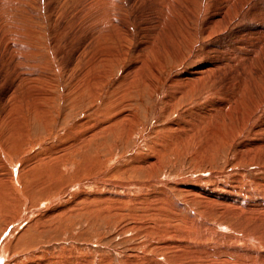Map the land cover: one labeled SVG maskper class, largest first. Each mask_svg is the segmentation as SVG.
<instances>
[{"label":"rangeland","instance_id":"obj_1","mask_svg":"<svg viewBox=\"0 0 264 264\" xmlns=\"http://www.w3.org/2000/svg\"><path fill=\"white\" fill-rule=\"evenodd\" d=\"M263 35L264 0H0V264H264V130L202 118L264 82Z\"/></svg>","mask_w":264,"mask_h":264},{"label":"bare ground","instance_id":"obj_2","mask_svg":"<svg viewBox=\"0 0 264 264\" xmlns=\"http://www.w3.org/2000/svg\"><path fill=\"white\" fill-rule=\"evenodd\" d=\"M163 6V5H162ZM209 7V6H208ZM222 7V6H221ZM105 11V10H104ZM210 12V11H209ZM101 15H103V14H101ZM191 16H192V13L190 14ZM218 15H220V17H221V20H224V21H226L227 22V20H228V14L227 13H224V14H218ZM194 16V15H193ZM209 17V16H208ZM217 17V16H216ZM9 18V17H8ZM121 19V16H119L118 18H117V21L120 23V19ZM208 20V19H207ZM219 20V19H218ZM221 20H219L220 22H221ZM106 21H108V20H103V21H101L100 23H99V26H100V30H99V35L102 37V39H104L103 40V42H105V38H106V36H108L109 37V39H112L113 38V34H111L110 33V30H108L107 31V29H105L104 28V26L107 24L106 23ZM188 20H185L184 21V23H183V25H182V29L184 30V29H188L189 30V22H187ZM192 21V20H191ZM106 23V24H105ZM217 23L218 22H215L214 20H211L210 21V25H211V27L213 28V30L212 29H206V33H205V35H209L210 37H213V33L217 30L216 29V27H218L217 26ZM108 25H110V24H108ZM107 26V25H106ZM192 26V25H191ZM10 27V26H9ZM120 32L122 31V27H121V24L119 25V27L117 28ZM107 31L108 32V35H106V32L105 31ZM190 30H191V28H190ZM97 32V31H96ZM256 32V31H255ZM104 33V34H103ZM184 34H185V37H186V39H189V36H190V34H188L187 33V35H186V33L184 32ZM258 34V33H257ZM261 35H262V33H261ZM208 36V37H209ZM259 36V35H258ZM264 36V35H263ZM260 37V36H259ZM96 38H97V36H96ZM258 39V38H257ZM97 40H98V38H97ZM192 41V40H191ZM262 42V41H261ZM24 43V42H23ZM259 44V43H258ZM193 47V46H192ZM223 47V46H222ZM243 47V46H242ZM237 48H238V46L237 47H232V48H230L231 50H229V49H226V51H224L223 50V59L224 60H226V62L225 63H223V64H221V62L222 61H219L218 59L216 60V63H215V61L212 63V65L211 64H203V66L202 65H199L197 68H196V70L193 72V74H192V76H191V78H188V81H187V84L189 85V87H190V83L191 82H204L207 78H208V76L210 75V74H212V72L214 71V70H216V69H220L221 67H223V69L224 68H228V69H230L231 70V72L233 71L234 72V67L236 66L235 64L237 63V61H235L236 59L235 58H237L236 57V54L238 53L237 51ZM223 49H224V47H223ZM24 50V49H23ZM193 50V49H192ZM237 50V51H236ZM215 51H217V49H216V46H214L213 48H211V47H209V52H207V54L209 55V56H212L211 55V53L212 52H215ZM243 51V50H242ZM184 52V51H183ZM195 52V51H194ZM264 53V52H263ZM254 54V53H253ZM254 55H257L256 53L254 54ZM182 56H184V55H182ZM257 57V56H256ZM240 58V57H239ZM238 58V59H239ZM262 58V57H261ZM260 58H258V60H259ZM182 60H184L183 58H182ZM206 60V59H205ZM214 60V59H213ZM254 60V59H253ZM20 61V60H19ZM251 61H252V59H251ZM261 61V60H260ZM256 62H258V61H256ZM158 63V62H157ZM264 62H260V64L259 65H262ZM201 64V63H200ZM22 65V64H21ZM254 65H256V64H254ZM212 66L213 67H215V69H212ZM161 67V66H160ZM204 67V68H203ZM241 67H243V66H241ZM252 67V66H251ZM249 68H250V65H249V67H247L246 66V68H244L245 69V72H244V74L241 76V74H240V76H241V78H240V81H238V80H236L234 77L235 76H233V77H231L232 76V74H230V76L228 77V76H225L227 73H225L224 72V70H223V76H225L226 78H228L227 80H225L226 82H231V81H234V83H232V86H233V89H232V93H224L223 94V98L222 99H220V100H218V102H219V104L218 105H216V107L215 108H212V109H205L206 111H203V113L204 112H207V113H205V114H203V113H196V115H200V116H202V114H203V119L204 120H209V118H211L210 116H208V115H212V114H214L215 112H218V113H215V114H217V116H218V119L217 120H215L214 121V125L213 126H215L216 127V129L217 130H214L213 128H212V130H214V131H212L213 132V135H217V134H219V133H217L216 131H221V126H223V124H224V122L226 121V120H223V119H227V120H229L230 121V123H228V126H230V127H232V126H238V127H240V125H243V123L244 122H248L247 124H251V122L253 121L255 124H254V127L255 128H257L258 130H264V118L261 120L262 122H260L259 123V121H258V119H260V116L258 115V113L256 112V111H258V108L261 106V102L264 100V82H262V81H260V82H258L259 81V77H257L256 75L258 74V71H256V72H254V74L252 75V74H247V72H249ZM227 69V70H228ZM242 69V68H241ZM240 69V70H241ZM244 69H242V70H244ZM252 69V68H251ZM253 71H254V69H253ZM216 72H221V71H219V70H217ZM229 72V71H228ZM236 73H238V72H236ZM263 74H264V72H263ZM221 75V74H220ZM211 76V75H210ZM220 77V76H219ZM43 79L47 82V80H48V78L47 77H43ZM221 80H223L222 78H220ZM249 79H253L252 81H251V83H250V90H249V92H244V85H245V83H246V80H249ZM20 81H19V83H18V85L20 86V85H24V84H26V83H30L31 81H33V79L31 80V78L29 77V76H24V77H22V78H20L19 79ZM261 80V79H260ZM28 83V84H29ZM32 83V82H31ZM223 83V82H222ZM179 84V83H178ZM230 84V83H229ZM184 86V85H183ZM195 86V85H194ZM25 87L26 88H28L26 85H25ZM21 89H23V87L21 88ZM187 89V88H186ZM191 89V88H190ZM183 91V90H182ZM186 91V90H185ZM44 92V91H43ZM42 92V93H43ZM41 93V92H40ZM42 93H41V95H42ZM232 94L233 95H235V96H237V98L236 99H234L233 97H232ZM44 95V94H43ZM220 95V94H219ZM254 96H255V98L257 97L258 98V103H255V98H254ZM41 97H43V96H41ZM222 97V96H221ZM39 102H41V101H39ZM213 102V101H212ZM215 102V101H214ZM209 104H211V103H209ZM214 105V104H213ZM207 106H208V103H207ZM211 106V105H210ZM264 106V105H263ZM40 107V106H39ZM262 107V106H261ZM197 108V107H196ZM208 108V107H207ZM233 108H236V110L235 111H233L232 109ZM200 109V108H199ZM195 110V109H194ZM198 110V109H197ZM260 110H261V108H260ZM200 112V111H199ZM189 114V113H188ZM189 115H192L191 113L189 114ZM20 116V115H19ZM195 116V115H194ZM189 118H191L192 116H188ZM199 117V116H198ZM24 118V117H23ZM197 119V118H196ZM199 119H201V118H199ZM203 119H202V121H203ZM25 120V119H24ZM20 121V120H19ZM194 121V120H193ZM196 121H198V120H196ZM201 121V120H200ZM227 122V121H226ZM19 123V122H18ZM196 123V122H195ZM201 123V122H200ZM212 127V126H211ZM220 129V130H219ZM247 129V128H246ZM260 132V131H259ZM259 132H258V134H259ZM255 133V132H254ZM262 133V132H261ZM205 136V135H204ZM83 140V139H82ZM244 147H249V145H244ZM56 160V159H55ZM50 161V160H49ZM17 162V164H18V161H16ZM15 162V163H16ZM52 163V162H51ZM15 166H16V164H14L13 165V167H12V180H14V179H16L17 180V178H19V176H20V169H21V166L20 167H18V169H15ZM33 171V170H32ZM31 171V172H32ZM58 171V170H57ZM56 171V172H57ZM30 172V171H29ZM33 173V172H32ZM30 175V174H29ZM56 175V174H55ZM58 175V174H57ZM38 176V174H31L30 175V177L33 179V178H36ZM52 176V175H51ZM9 177V176H8ZM50 177V176H49ZM3 180V179H2ZM5 180H8V179H5ZM3 181H1V183H2ZM6 183V182H5ZM237 186H239V185H237ZM237 186L236 187H234V189L230 192V193H227V194H222V193H220L219 191L222 189V188H220V187H217V191H213L212 189H210V195L212 196V197H216V196H218L219 198H220V196H226L227 198H220L219 200H226V201H229L232 205H239V206H241V204L242 203H240L237 199H236V197H238V196H236L235 195V193H239L240 192V190L239 189H237ZM73 187V186H72ZM191 189L193 190V191H196L197 189H198V187L196 188V187H191ZM200 190V189H199ZM209 190V189H208ZM239 190V191H238ZM258 190V189H257ZM190 191V190H189ZM198 192H200V191H198ZM201 192H202V190H201ZM209 192V191H208ZM243 192V191H242ZM241 192V194H243ZM245 192V191H244ZM247 193V192H246ZM258 194H260V192L258 193ZM199 195V194H198ZM220 195V196H219ZM246 195L244 194V196L243 197H245ZM255 196H257V195H255ZM211 197V198H212ZM252 198H253V196H252ZM255 198V197H254ZM213 201V200H212ZM237 203V204H236ZM226 204V203H225ZM227 206V205H226ZM251 207H253V208H259V207H262V208H264V196H262V198L261 199H256V204H251ZM251 207H249V208H251ZM248 208V209H249ZM257 210V209H256ZM262 210V209H261ZM260 210V211H261ZM256 212L257 211H255V214H256ZM250 213V212H249ZM254 214V213H253ZM263 214V213H262ZM247 216H249V215H247ZM263 216V215H262ZM258 220V219H257ZM242 228V227H241ZM248 228V227H247ZM246 228V229H247ZM7 229V228H6ZM250 230V229H249ZM247 231V230H246ZM256 231V230H255ZM248 232V231H247ZM23 234V233H22ZM254 234V233H253ZM252 234V235H253ZM248 235V234H247ZM249 236V235H248ZM22 240V235L20 236L19 235V237L17 238V242H20ZM25 240V239H24ZM262 241V240H261ZM172 245V244H171ZM171 245L169 246V243H164V244H162V247H161V249H164V250H168L169 248H173V247H171ZM15 248H17V247H15ZM10 250V249H9ZM250 254H252V253H250ZM3 256V255H2ZM254 256V255H253ZM69 259V258H68ZM72 259V258H71ZM70 259V260H71ZM244 259H246V258H244ZM3 260H5V259H2L1 257H0V263H3L2 261ZM64 259H62V261H63ZM66 260V259H65ZM64 260V261H65ZM66 261L65 262V264H73V262H71V261ZM237 260V259H236ZM63 261V262H64ZM75 261V260H74ZM80 261H81V259H80ZM181 261V260H180ZM62 262V263H63ZM76 262V261H75ZM60 263V262H59ZM246 263V262H245ZM4 264H6V263H4ZM29 264V263H28ZM35 264V263H34ZM36 264H42V262H40V261H38ZM45 264V263H44ZM61 264V263H60ZM248 264V263H247Z\"/></svg>","mask_w":264,"mask_h":264}]
</instances>
